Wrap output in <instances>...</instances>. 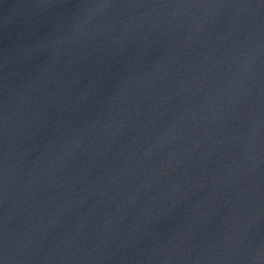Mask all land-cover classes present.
Here are the masks:
<instances>
[{
    "label": "water",
    "instance_id": "water-1",
    "mask_svg": "<svg viewBox=\"0 0 264 264\" xmlns=\"http://www.w3.org/2000/svg\"><path fill=\"white\" fill-rule=\"evenodd\" d=\"M0 264H264V0H0Z\"/></svg>",
    "mask_w": 264,
    "mask_h": 264
}]
</instances>
